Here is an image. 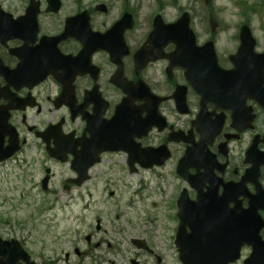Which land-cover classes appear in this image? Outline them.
Wrapping results in <instances>:
<instances>
[{
    "label": "flooded vegetation",
    "instance_id": "af4514ba",
    "mask_svg": "<svg viewBox=\"0 0 264 264\" xmlns=\"http://www.w3.org/2000/svg\"><path fill=\"white\" fill-rule=\"evenodd\" d=\"M197 1L0 0V70H16L0 74V128L11 133L4 147L18 146L0 161V240H17L35 264H184L203 253L228 255L236 244L231 236L241 232L240 223L230 228L229 221L249 197L264 225V32L255 36L247 18L254 12L233 0L243 11L226 39L220 10L207 0L202 36L192 27ZM184 13L196 44L212 43L219 68L228 71L241 27L250 28L259 57L240 56L243 94L235 89L205 101L184 70L170 65L175 46L149 47L158 17L172 24ZM220 42L233 51L219 50ZM249 75L257 82L262 76V86L255 81L250 88ZM141 87L149 95L122 93ZM99 185L118 209L109 230L98 218L94 226L85 220L101 202L93 197ZM117 189L130 194L128 202L121 204ZM237 192L243 194L236 198ZM151 195L164 204L158 215L138 207ZM20 206L34 215L75 206L77 229L2 234L22 226ZM259 238L252 264H264V226ZM251 254L242 246L234 264Z\"/></svg>",
    "mask_w": 264,
    "mask_h": 264
},
{
    "label": "rangeland",
    "instance_id": "374dc122",
    "mask_svg": "<svg viewBox=\"0 0 264 264\" xmlns=\"http://www.w3.org/2000/svg\"><path fill=\"white\" fill-rule=\"evenodd\" d=\"M238 4L241 1L244 0H237ZM255 0H246L245 2L250 6L254 3ZM262 5L257 8L258 13L253 15H247V18H249L252 30L254 31V34L258 38L263 37L264 32V0H259ZM211 2H208L207 0L197 1L194 3V28L200 35H205V29L206 25L202 21L205 10L208 8V5ZM214 7L219 9L220 12L218 14V18L221 21H224L227 26V32L223 34V36L231 38V36L234 34L232 31L234 25L240 23L238 19V13L242 10L239 5H234L233 0H214ZM243 11V10H242ZM244 13V12H243ZM222 46L219 50L223 49L226 51H233L232 46H227L223 42H220ZM151 187H154L153 184H150ZM109 189L102 188L100 185L97 189L93 190V197L97 201H101L100 204H96L94 209L92 210V213L89 214L88 217H86V222L89 224L95 225V218H98L100 222L102 223L103 228L105 229H112V227L115 225V219H116V210L117 206L114 205L113 200L109 198ZM116 195L119 196L122 200L121 204L123 202H128L129 195L125 193L124 191H121L120 189H117L115 191ZM35 195V194H34ZM125 196V197H123ZM123 197V198H122ZM119 200V199H118ZM147 206L141 205L138 207L142 209H149V212L151 215L155 212V215H158V211H155V209H158L160 206H164L162 201L159 200L158 196L151 195L149 198H147ZM20 214V220L22 226L15 231L14 229L8 227L5 230H2L1 233L5 234L7 236L14 234L17 236L20 235H29V234H43V233H57V232H65L66 230H76L77 225L73 222V219L77 216L78 211L75 206H66L65 208H54V210L50 213L43 214V216L39 219H37L35 222L32 221L30 223L28 219L31 218V216L34 214L32 212V209L29 207L25 208L24 206H20L19 209ZM38 215H35L34 218H37ZM32 225H35L33 227ZM50 251V250H48ZM46 258H48L47 251H45Z\"/></svg>",
    "mask_w": 264,
    "mask_h": 264
},
{
    "label": "water",
    "instance_id": "95a60500",
    "mask_svg": "<svg viewBox=\"0 0 264 264\" xmlns=\"http://www.w3.org/2000/svg\"><path fill=\"white\" fill-rule=\"evenodd\" d=\"M162 35L167 37L169 42H174L176 45H178L179 49L177 51V54L175 55L177 57V59H179V55L182 54L183 59L185 58L184 55L185 54H189L190 52L196 50L195 45H194V37L193 34L190 32L189 27H188V22L186 19L181 20L180 23L178 25H176L173 28H165L164 32H162ZM175 39V41H174ZM188 57V55L186 56ZM188 62L186 64V66H184V68H188L190 71V76L193 77V68H192V63H193V58H187L186 59ZM180 61H182V58H180ZM213 65H215L213 63ZM201 66V65H200ZM203 66V64H202ZM216 67V66H215ZM219 76L221 75L220 73H218ZM225 77H218L216 76V80L212 81L214 84L220 85L224 79L222 78H228V73L227 75L224 74ZM229 81L225 80V84H228ZM192 87L195 89L196 88V82L193 80H190ZM251 211L248 210L245 212V225L247 228V233L245 236H243L244 241H246V243L248 244H256L257 239L256 236H253L254 232L252 231L251 225L249 226L248 222H249V216L248 213H250ZM208 220V219H207ZM215 221L211 222L208 220V223H214ZM242 241V243L244 242ZM4 246V245H3ZM239 248V247H238ZM238 248H236V250H238ZM5 252L2 251V254H4ZM6 255V254H4ZM237 255L234 254L233 256L230 257L229 261H234L236 259ZM21 258V256H12L10 253H7V262L4 263L3 261L0 260V264H14L15 261H17V259ZM24 259H26L23 256ZM228 261V262H229Z\"/></svg>",
    "mask_w": 264,
    "mask_h": 264
}]
</instances>
